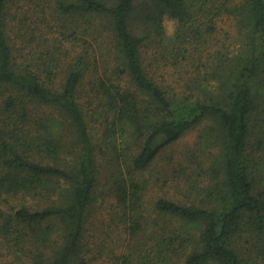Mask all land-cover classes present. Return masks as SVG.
Instances as JSON below:
<instances>
[{
  "label": "trees",
  "instance_id": "1",
  "mask_svg": "<svg viewBox=\"0 0 264 264\" xmlns=\"http://www.w3.org/2000/svg\"><path fill=\"white\" fill-rule=\"evenodd\" d=\"M0 264H264V0H0Z\"/></svg>",
  "mask_w": 264,
  "mask_h": 264
},
{
  "label": "rangeland",
  "instance_id": "2",
  "mask_svg": "<svg viewBox=\"0 0 264 264\" xmlns=\"http://www.w3.org/2000/svg\"><path fill=\"white\" fill-rule=\"evenodd\" d=\"M176 21L170 18L164 19V26L168 34H172L176 29ZM208 123L201 124L196 129L190 131L181 140H179L174 146L169 148L159 159L153 164V166L140 176L144 181L150 182L147 185L145 199L148 206L151 207L154 201L163 195L179 196L181 195L175 191L174 187H168L163 185V180L174 179V175L178 171L174 170L179 164L187 163V158L191 157L195 160V156L199 157V160L205 162V165H209L215 159L218 149L215 147L213 140L207 137ZM96 142L98 144L99 161L102 165L101 171V187L105 189L107 177L109 176V168L114 164L111 161L114 153L113 145L106 143L102 137L101 130L96 129ZM120 145V144H119ZM121 147V145H120ZM106 177V178H105ZM161 181H157L158 179ZM177 181V180H176ZM171 185V184H170Z\"/></svg>",
  "mask_w": 264,
  "mask_h": 264
}]
</instances>
